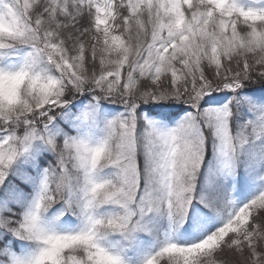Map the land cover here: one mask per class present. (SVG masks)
<instances>
[{
    "label": "snow or ice",
    "instance_id": "6c2138e0",
    "mask_svg": "<svg viewBox=\"0 0 264 264\" xmlns=\"http://www.w3.org/2000/svg\"><path fill=\"white\" fill-rule=\"evenodd\" d=\"M0 264H264V0H0Z\"/></svg>",
    "mask_w": 264,
    "mask_h": 264
}]
</instances>
